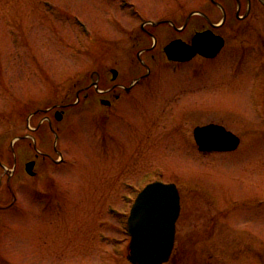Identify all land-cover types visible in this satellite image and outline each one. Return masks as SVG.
Masks as SVG:
<instances>
[{
    "label": "rangeland",
    "instance_id": "374dc122",
    "mask_svg": "<svg viewBox=\"0 0 264 264\" xmlns=\"http://www.w3.org/2000/svg\"><path fill=\"white\" fill-rule=\"evenodd\" d=\"M175 6V0H0V264H130L115 253L129 241L120 195L130 193L128 185L142 189L148 176L201 196L206 188L226 190L229 199L243 193L245 206L229 220L250 223L257 251H264L257 119L247 104L236 109L229 95L221 98L232 87L226 56L213 64L168 61L164 49L180 37ZM140 51L150 72L117 105L100 107L92 89L77 95L92 75L107 86L110 69L118 71L117 82H134L145 74ZM218 67L222 72L212 74ZM188 95L195 98L183 108L189 115L181 111L183 123L174 128ZM54 110H63L62 120ZM210 123L249 146L205 159L186 154L182 135ZM36 152L34 177L24 162ZM54 156L59 165H48Z\"/></svg>",
    "mask_w": 264,
    "mask_h": 264
},
{
    "label": "flooded vegetation",
    "instance_id": "af4514ba",
    "mask_svg": "<svg viewBox=\"0 0 264 264\" xmlns=\"http://www.w3.org/2000/svg\"><path fill=\"white\" fill-rule=\"evenodd\" d=\"M175 4L174 29L180 37L174 40H179L190 47L200 44V46L207 49L206 51L210 49L212 53L202 54L196 52L190 60L170 62L183 65V63L203 60L205 63L213 64L217 61L221 62L226 56L227 62L225 63L231 70V75L227 79H229L232 87L228 91H223L221 98L224 94L229 95L233 99L232 104L236 109H240L239 104L242 103L247 104L248 107L250 106L251 112L257 119V151L258 154H262L259 155L260 159L257 156V162L264 163V0H175ZM148 33L150 32L148 31ZM142 52H138L137 57ZM138 59H140V65L145 68V74L136 78L134 82L127 84L117 82L118 71L116 70L117 75L113 79L110 69L111 76L107 86L102 87L103 79L101 76L99 77L97 74L95 79V75H92L89 84L78 90V96L92 89L98 96L100 107L111 108L117 105L123 100L124 95H129L133 89L132 85L139 83L150 72L146 62L142 58L138 57ZM220 72H222V68L218 67L215 72L213 70L211 73L220 74ZM246 83H248L247 88H245ZM215 95L217 94L215 93ZM193 100H195L193 95L184 98L174 116V128L181 127L183 120L180 121L178 115L181 111L189 115V111L183 110V108L188 109ZM236 100H238L237 104ZM59 113H61L60 118L57 116ZM53 115L59 121L63 119L64 113L63 110H54ZM185 116L183 117L185 118ZM189 119L191 120V118ZM44 121H47V119ZM47 123L49 122L47 121ZM50 125L53 128L52 124ZM215 125L223 126L230 131L222 124L216 123ZM196 127L198 126H195L194 129ZM194 129H192L191 137L182 133L183 139H181L183 142L181 144L188 147L186 154L194 152L192 156L199 153L200 158L204 157L205 159L210 156L209 154L222 155L237 152L240 150L242 143L245 144V147L249 146V144H246L248 141L236 134L240 140L234 149L201 151L194 137ZM36 130L37 128L33 129V131ZM177 135L179 134L177 133ZM24 136L23 139L28 137L31 140L29 135ZM18 139L21 140L22 138L18 137ZM174 143H180L179 138L178 140L175 139ZM31 145L35 150L34 144ZM194 156L197 158V155ZM38 157L39 155L36 152L33 158L24 162L26 173L27 164L33 162L34 171L39 165L38 161L41 163ZM43 159L47 160V157H43ZM47 162L48 165H59L55 156L48 159ZM0 167L5 168L1 160ZM34 174L35 177L36 171H34ZM145 179V185L160 181L157 179L150 180V176ZM8 182L9 178L7 179ZM165 183L176 185L180 212L175 226L174 245L167 262L163 264H264V251H257V235L254 231H250V223H243L242 226H239L229 220L232 211L239 212L245 206L243 203L245 202V199H243L245 195L243 193L238 194L236 198L229 199V193L226 190L206 188L207 193L201 196L198 189L183 188L173 181ZM128 186L127 190L130 193L120 195L124 202V208L128 210L123 213L124 219H127V214L135 199L134 195H137L143 189ZM8 190L12 192L13 188L8 186ZM214 190L218 191L220 196L217 197L213 193ZM15 196L13 201L16 202ZM255 196L257 195L255 194ZM200 197L206 200L205 213L201 207H198L202 205L201 201H203V198L201 200ZM222 198H226L225 202ZM221 201L222 203H220ZM9 206L10 204H7L2 209L9 210L11 207ZM261 207L264 216V204ZM115 214L119 216L118 212ZM198 219L201 223L198 222ZM254 242L256 245L253 244L255 247L253 246L254 249H252V243ZM115 253L127 257V247L119 250L115 248Z\"/></svg>",
    "mask_w": 264,
    "mask_h": 264
},
{
    "label": "water",
    "instance_id": "95a60500",
    "mask_svg": "<svg viewBox=\"0 0 264 264\" xmlns=\"http://www.w3.org/2000/svg\"><path fill=\"white\" fill-rule=\"evenodd\" d=\"M200 46H186L179 40L169 43L164 51L169 60L187 61L196 53L212 51ZM113 79L116 70H111ZM105 104V103H104ZM60 113L57 115L60 118ZM195 140L202 150H231L237 147L239 138L218 125L197 127ZM33 162L27 164L31 171ZM179 196L174 184L154 182L148 184L137 196L127 221L129 243L128 260L131 264H162L173 248L175 222L179 215Z\"/></svg>",
    "mask_w": 264,
    "mask_h": 264
}]
</instances>
